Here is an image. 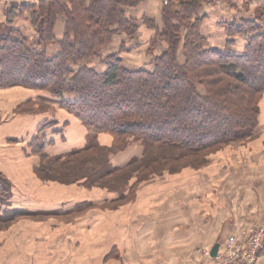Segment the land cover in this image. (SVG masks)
I'll use <instances>...</instances> for the list:
<instances>
[{"label": "trees", "instance_id": "trees-1", "mask_svg": "<svg viewBox=\"0 0 264 264\" xmlns=\"http://www.w3.org/2000/svg\"><path fill=\"white\" fill-rule=\"evenodd\" d=\"M145 1L10 4L0 23V89L22 87L46 94L88 129L147 144L153 154L139 172L149 176L143 181L148 182L161 169L208 164L222 148L259 135L264 8L254 22L229 25V40L218 49L201 31L204 6L214 0H168L159 22L148 15L138 17ZM61 24L63 34L57 37ZM142 27L154 32L145 45L137 42ZM142 46H147L150 61L141 68L126 67L125 54ZM53 122L40 128L29 148L40 157L44 172L55 173L56 181L77 183L86 168L92 170L84 178L95 182L135 170L137 160L125 168L112 167L100 156L88 162L101 152L91 141L69 154L49 155V134L42 131L58 126ZM60 125L65 129L69 123ZM55 135H63V129ZM0 178L8 183L5 176ZM132 180L126 181L131 188ZM132 198L129 188L102 205L116 206ZM11 214L27 216L25 211Z\"/></svg>", "mask_w": 264, "mask_h": 264}, {"label": "crops", "instance_id": "crops-1", "mask_svg": "<svg viewBox=\"0 0 264 264\" xmlns=\"http://www.w3.org/2000/svg\"><path fill=\"white\" fill-rule=\"evenodd\" d=\"M37 1L0 0V23L5 20L4 12L10 4L22 5ZM167 1L146 0L138 17L148 15L159 22L163 4ZM262 8L264 0H214L212 5L204 6L206 19L201 26L202 34L213 47L222 49L229 40L227 27L232 24L239 26L245 21L254 22L253 17ZM63 29V24L57 27L56 34L59 37L62 36ZM153 37V31L142 27L137 42L145 45ZM54 51L57 50L53 49L52 52ZM58 114L64 119L60 124L68 122L69 126L64 129L58 121V126L51 130L46 147V152L51 156H59L57 152L66 155L74 149L84 147L86 127L66 110H59ZM67 114L73 117L68 120ZM261 121L258 137L264 136L263 115ZM12 122L9 127L13 133H9L8 127L2 133L5 136H20V131L25 126L21 117ZM60 129H63V135H55ZM259 155L262 158L254 164L249 174L246 169L242 172L236 167V170L224 163V159L216 158L218 160L212 161V165L206 169L189 171L188 174L173 178L164 177L165 179L155 182V187L146 186L141 193V198L146 202L138 203L137 206L139 210L145 211L157 204L156 215L146 218L143 213L140 219L130 218L126 220L121 231L117 228V216L92 205L85 209L80 206L79 209L82 210L78 212L66 210L55 215L77 219L78 228L69 224L66 229L71 235L86 239L91 234L93 241L98 234L105 236L103 241L87 243L82 250L89 252L91 249H104V255L101 253V264H150L149 252L157 253V264H213L212 259L204 255L205 251L211 252L215 245L219 244L221 247L228 237L240 233L254 223L264 222V156L261 152ZM18 159L20 158L17 157ZM256 161L257 158H254V162ZM89 190L83 185L68 189L64 204L67 203L68 193L74 196L68 199V204H72L87 198L90 195ZM64 224L66 223L62 222L59 226L62 228ZM166 252L170 253L172 261L160 262ZM192 252L200 254L194 256ZM75 260L70 263L61 261L59 264H85V261ZM257 264H264V253Z\"/></svg>", "mask_w": 264, "mask_h": 264}, {"label": "rangeland", "instance_id": "rangeland-1", "mask_svg": "<svg viewBox=\"0 0 264 264\" xmlns=\"http://www.w3.org/2000/svg\"><path fill=\"white\" fill-rule=\"evenodd\" d=\"M253 19H257L256 14ZM56 36L59 37L58 34ZM146 48L147 46H143L139 50H142V52L139 53L125 54L126 67L141 68L148 63L150 59L146 53ZM96 66L98 69L102 68ZM262 103L261 112L264 116V99ZM59 110H62L61 107L52 102L46 94L36 93L22 87L0 90V174L5 176L8 181L6 183L5 180L0 178V264H59L61 261L70 263L74 259L85 261V264H101V253L104 255V249H101L102 252L94 249L89 252L82 250L87 243L103 241L105 236L98 234L94 236L97 239L93 241V235L91 234L86 239L74 234L71 235L69 230L66 229L69 224L78 228L77 219H71L72 216L60 218L55 215L56 213L66 210L78 212L82 210L79 209L80 206L85 209L90 205H100L102 211L117 216V228L121 231L124 224H126V220L130 218L140 219L143 213L146 218L156 215L157 208L155 206L157 204L145 211L139 210L137 206L138 203L146 202L143 200L144 198H141V193L146 186L155 187V182L162 178H173L188 174L189 171L197 172L206 169V167L212 165V161L218 159H224L222 160L224 163L229 164L230 167H234L236 170V167L242 172L243 169H246L249 174L252 172L254 164H257L258 160L262 158L259 152L264 156V152L259 151L264 150V136L258 137V135L256 138L248 139L245 142L232 143L222 148L210 157L208 164L205 163L196 167L189 164L188 166L180 164L173 167L172 171L168 168L161 169L158 173L159 176H153L152 180L143 182L149 176L143 175L139 171L147 163L144 160L153 154L151 147L133 140L120 141L112 133H99L86 127L84 147L88 141H91L101 149V152L97 156L89 158L88 162L100 156L105 157V160H108L110 165L116 168H125L131 161L135 160H137L135 162L137 165L132 168L135 170L130 173L128 170L111 175L98 182H95L96 178L90 180L84 178V174L92 170L86 168L80 175V181L65 184L54 179L57 177L55 173L44 172L40 157L34 155L29 148L32 139L39 137L40 128L45 123L48 125L50 123L54 124L53 121H59V123L64 121L58 114ZM18 117H21L25 125L20 131V136L17 134L5 136L2 131L5 132L8 127L9 133L12 134L13 131L9 126ZM70 117L73 116L67 114L68 120ZM48 129L50 128H46L42 132L45 131L47 135H50L51 130L48 131ZM41 138H43V134L40 135ZM153 149L157 150L156 147H153ZM57 154L61 156L62 153L57 152ZM17 157L20 159L17 160ZM254 158H257L256 162H254ZM219 165L223 164L219 163ZM244 165L245 168H242ZM44 167L49 166L45 164ZM130 179H133L132 182L134 181V187L132 186V188L126 182ZM138 181L141 183L135 186ZM82 184L88 185L83 186L90 189V195L88 194V197L80 202L68 204L70 203L68 199L74 197L68 193L67 203L64 204L66 191L77 186L82 187ZM129 188L133 194L132 200L116 206H107L106 208L102 205L110 199L117 198L120 194H127ZM91 196L93 198H90ZM15 211H25L27 216H12L11 213ZM62 222L66 224L61 228L59 225ZM84 253L86 254L83 255ZM148 254L150 255L148 258L149 263L157 264V262L155 263L157 253L149 252ZM192 254L197 256L200 253L192 252ZM161 261L171 262L172 256L166 252Z\"/></svg>", "mask_w": 264, "mask_h": 264}, {"label": "built area", "instance_id": "built-area-1", "mask_svg": "<svg viewBox=\"0 0 264 264\" xmlns=\"http://www.w3.org/2000/svg\"><path fill=\"white\" fill-rule=\"evenodd\" d=\"M264 253V222L254 223L228 237L218 252L216 258L211 257L210 251L204 255L212 259L214 264H257Z\"/></svg>", "mask_w": 264, "mask_h": 264}, {"label": "water", "instance_id": "water-1", "mask_svg": "<svg viewBox=\"0 0 264 264\" xmlns=\"http://www.w3.org/2000/svg\"><path fill=\"white\" fill-rule=\"evenodd\" d=\"M219 250H220V245L219 244L215 245V247L211 251V257L216 258Z\"/></svg>", "mask_w": 264, "mask_h": 264}]
</instances>
